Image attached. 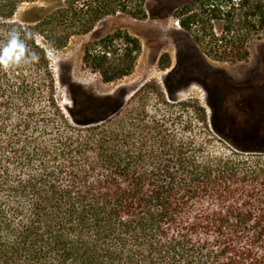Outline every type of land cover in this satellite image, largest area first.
I'll use <instances>...</instances> for the list:
<instances>
[{
	"label": "trees",
	"instance_id": "obj_1",
	"mask_svg": "<svg viewBox=\"0 0 264 264\" xmlns=\"http://www.w3.org/2000/svg\"><path fill=\"white\" fill-rule=\"evenodd\" d=\"M137 2L84 0L76 9L68 0L48 19L77 15V27L88 32L116 12L143 17ZM14 8V0L0 8L1 49L18 32L30 52H42L31 62L48 67L31 28L26 32L12 21ZM174 15L215 61H245L249 43L264 40V0H187ZM67 39L56 37V48ZM92 44L84 47L82 62L103 82L129 75L141 49L123 30ZM22 65L3 74L0 264H264L260 190L233 185L251 178L264 189V108L240 129L250 145L238 144L212 120V130L239 151L189 153L163 123L147 122L144 114L139 124L131 110L95 119L75 105L67 114L57 102L52 71H18ZM236 194L244 196L243 208L229 200ZM207 198L216 207L192 214Z\"/></svg>",
	"mask_w": 264,
	"mask_h": 264
},
{
	"label": "rangeland",
	"instance_id": "obj_2",
	"mask_svg": "<svg viewBox=\"0 0 264 264\" xmlns=\"http://www.w3.org/2000/svg\"><path fill=\"white\" fill-rule=\"evenodd\" d=\"M14 1L12 21L21 24L26 32L31 28L34 40L49 57L48 67L40 61L29 62L23 63L18 71H52L56 99L63 111L68 112L77 105L82 107L85 116L96 119L108 115L123 117L131 110L136 124L144 114L147 122L163 123L178 147L189 153L239 151L212 130V120L223 134L238 144L250 145L240 129L264 108L263 39L249 43L247 60L219 62L204 55L190 34L180 27L174 10L187 0H138L137 4L141 3L145 13L143 17L116 12L99 19L88 32L77 27L80 22L77 15L68 19L58 15L48 19L54 12L65 9L68 0ZM70 1L76 9L84 2ZM4 3L5 0H0V8ZM38 19H42L40 24ZM0 23H5L2 17ZM115 30L136 36L141 49L129 75L103 82L97 72L82 62L83 50L86 45L92 46L94 41ZM62 35H68L66 45L56 48V37ZM2 41L3 27L0 26V49ZM35 54L39 58L42 52L35 51ZM5 71L8 70L0 68V121L4 112ZM133 89L134 92L123 100L124 94ZM139 131L135 129L137 139ZM233 185L258 187L264 202V189L256 180L248 178L245 182H233ZM214 200L207 198L194 204L191 213L215 208ZM229 200H233L236 207H244L245 198L241 194ZM255 200L250 203L254 209ZM252 214L257 215L256 211Z\"/></svg>",
	"mask_w": 264,
	"mask_h": 264
},
{
	"label": "clouds",
	"instance_id": "obj_3",
	"mask_svg": "<svg viewBox=\"0 0 264 264\" xmlns=\"http://www.w3.org/2000/svg\"><path fill=\"white\" fill-rule=\"evenodd\" d=\"M32 60H38V57L29 51L27 45L20 39V34L15 31L10 33L7 45L0 49V68L8 70Z\"/></svg>",
	"mask_w": 264,
	"mask_h": 264
},
{
	"label": "water",
	"instance_id": "obj_4",
	"mask_svg": "<svg viewBox=\"0 0 264 264\" xmlns=\"http://www.w3.org/2000/svg\"><path fill=\"white\" fill-rule=\"evenodd\" d=\"M134 90H135V89H133V90H131V91H129V92H126V93L124 94L123 98L125 99L128 95H130L131 93H133ZM65 111H66L67 114H69V112H67V110H65Z\"/></svg>",
	"mask_w": 264,
	"mask_h": 264
},
{
	"label": "flooded vegetation",
	"instance_id": "obj_5",
	"mask_svg": "<svg viewBox=\"0 0 264 264\" xmlns=\"http://www.w3.org/2000/svg\"><path fill=\"white\" fill-rule=\"evenodd\" d=\"M253 120H254V118H253ZM253 120H252V121H253Z\"/></svg>",
	"mask_w": 264,
	"mask_h": 264
}]
</instances>
